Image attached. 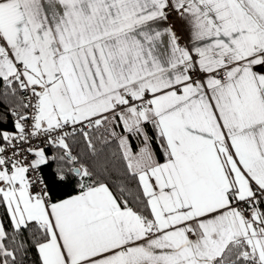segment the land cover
<instances>
[{
  "label": "snow or ice",
  "instance_id": "obj_1",
  "mask_svg": "<svg viewBox=\"0 0 264 264\" xmlns=\"http://www.w3.org/2000/svg\"><path fill=\"white\" fill-rule=\"evenodd\" d=\"M0 264H264V0H0Z\"/></svg>",
  "mask_w": 264,
  "mask_h": 264
},
{
  "label": "built area",
  "instance_id": "obj_2",
  "mask_svg": "<svg viewBox=\"0 0 264 264\" xmlns=\"http://www.w3.org/2000/svg\"><path fill=\"white\" fill-rule=\"evenodd\" d=\"M168 25L174 28L176 34L180 37V43L182 45H188L186 36L181 28L180 21L173 17L168 21Z\"/></svg>",
  "mask_w": 264,
  "mask_h": 264
},
{
  "label": "crops",
  "instance_id": "obj_3",
  "mask_svg": "<svg viewBox=\"0 0 264 264\" xmlns=\"http://www.w3.org/2000/svg\"><path fill=\"white\" fill-rule=\"evenodd\" d=\"M180 25H181V28L186 36V39H187V43H188V46H191V41H190V35H189V32L186 30V28L184 26H182V22L180 21ZM160 26V25H158ZM161 48L164 49V50H170V46L167 44V42L165 41L164 44L161 45Z\"/></svg>",
  "mask_w": 264,
  "mask_h": 264
}]
</instances>
